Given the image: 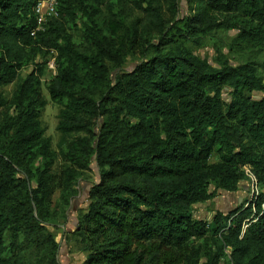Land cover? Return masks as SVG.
<instances>
[{"label":"trees","instance_id":"obj_1","mask_svg":"<svg viewBox=\"0 0 264 264\" xmlns=\"http://www.w3.org/2000/svg\"><path fill=\"white\" fill-rule=\"evenodd\" d=\"M35 2L0 0V264H24L22 252L45 243L48 262L58 264L57 244L42 237L55 166L68 202L93 155L100 180L77 228L83 264H264V75L257 63L212 65L169 39L155 0H130L143 15L131 24L113 0H58V14L31 35ZM187 3L192 34L235 29L239 49L264 44V0ZM78 19L79 39L70 31ZM153 30V55L125 69ZM50 51L57 72L47 90L61 105L57 151L40 121L47 101L35 61ZM109 63L119 70L113 80ZM9 84L7 101L1 89ZM255 91L262 95L253 98ZM247 177L257 188L251 200L217 209L209 221L193 219L194 206L215 196L211 184L234 191Z\"/></svg>","mask_w":264,"mask_h":264},{"label":"rangeland","instance_id":"obj_2","mask_svg":"<svg viewBox=\"0 0 264 264\" xmlns=\"http://www.w3.org/2000/svg\"><path fill=\"white\" fill-rule=\"evenodd\" d=\"M159 2L163 9L164 32L165 35L173 41L181 44L187 50H190L202 59H206L212 65H220V63H228L229 65H239L247 61H255L259 71L264 75V44L254 49H239L234 45V38L237 30L235 29H214L211 32H200L192 34L185 25L186 18L193 14L187 0H155ZM114 11L117 15H121L128 24L141 21L143 15L140 10L134 8L130 0H113ZM104 29L108 30L111 26L109 14L105 11L104 6L100 8ZM226 15H215V18L221 19ZM82 20L78 19L76 24L70 26L71 33H76L79 39V33ZM159 34L156 30L144 32L142 46L134 55L126 57L125 69H130L134 64L149 55H153V43H157ZM35 61L42 63L43 74L40 77V90L47 104L40 114V121L45 128V135L50 139L52 148L57 151V143L60 139V133L56 129L58 122V111L61 105L50 99L47 85L57 72L55 62V52L50 51L44 57L39 54ZM33 68L32 64L24 66L21 69L23 76L30 72ZM119 72L118 69L109 63V74L113 80ZM14 89V84H9L1 89L4 98L9 101ZM229 90L223 92V97H229ZM261 92H252L253 98H259ZM97 133V128L94 129ZM93 140H96L93 139ZM40 160L36 161L33 168L40 165ZM57 175L51 182V193L46 199L45 206L48 212L47 222L44 223V231L42 237H51L57 244V260L58 264H83L86 253L83 251L77 228L80 220L90 202V189L93 184L100 180V169L97 165L94 155L91 156L88 166L82 170L73 183L72 196L68 202H65V192L62 191V181L60 177V169L58 164ZM18 176V175H17ZM32 186L35 182H31ZM210 189L214 191L215 196L203 203L196 204L193 209V219L211 220L215 210L229 212L238 206L243 205L246 201L251 200L256 195V186L252 179L248 178L241 181L234 191H226L219 188L215 183L210 185ZM220 203V206H217ZM226 203V204H225ZM7 238V237H6ZM50 248L45 243L39 247L32 246L22 252L24 264H50L48 256ZM203 260H201L202 262ZM52 264V263H51Z\"/></svg>","mask_w":264,"mask_h":264},{"label":"built area","instance_id":"obj_3","mask_svg":"<svg viewBox=\"0 0 264 264\" xmlns=\"http://www.w3.org/2000/svg\"><path fill=\"white\" fill-rule=\"evenodd\" d=\"M33 12L35 26L31 31V35L44 30L47 20L58 14V0H36Z\"/></svg>","mask_w":264,"mask_h":264},{"label":"crops","instance_id":"obj_4","mask_svg":"<svg viewBox=\"0 0 264 264\" xmlns=\"http://www.w3.org/2000/svg\"><path fill=\"white\" fill-rule=\"evenodd\" d=\"M226 204V203H225ZM217 206L219 207L220 206V203H217Z\"/></svg>","mask_w":264,"mask_h":264}]
</instances>
